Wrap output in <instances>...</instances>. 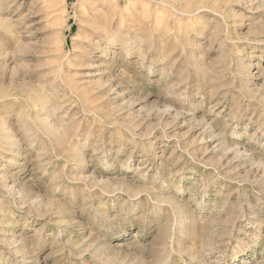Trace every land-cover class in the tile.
Returning <instances> with one entry per match:
<instances>
[{
	"label": "rangeland",
	"instance_id": "obj_1",
	"mask_svg": "<svg viewBox=\"0 0 264 264\" xmlns=\"http://www.w3.org/2000/svg\"><path fill=\"white\" fill-rule=\"evenodd\" d=\"M0 264H264V0H0Z\"/></svg>",
	"mask_w": 264,
	"mask_h": 264
},
{
	"label": "bare ground",
	"instance_id": "obj_2",
	"mask_svg": "<svg viewBox=\"0 0 264 264\" xmlns=\"http://www.w3.org/2000/svg\"><path fill=\"white\" fill-rule=\"evenodd\" d=\"M96 33V36L97 37H100V38H103V37H105V34H103V33H100V32H95ZM105 33V32H104ZM107 40V39H106Z\"/></svg>",
	"mask_w": 264,
	"mask_h": 264
}]
</instances>
